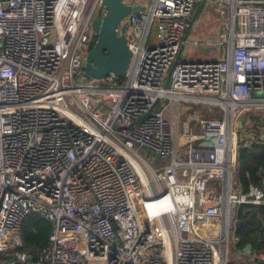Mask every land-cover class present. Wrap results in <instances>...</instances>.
Wrapping results in <instances>:
<instances>
[{
    "label": "built area",
    "instance_id": "1",
    "mask_svg": "<svg viewBox=\"0 0 264 264\" xmlns=\"http://www.w3.org/2000/svg\"><path fill=\"white\" fill-rule=\"evenodd\" d=\"M102 1L0 0V255L264 264L236 235L240 208L264 205V178L243 188L235 172L241 147L264 144L254 123L239 127L264 115V0H123L143 7L117 28L131 52L126 76L87 79ZM201 2L221 20L204 45L219 56L184 59L199 45L187 32ZM30 214L52 227L35 260L21 251Z\"/></svg>",
    "mask_w": 264,
    "mask_h": 264
},
{
    "label": "trees",
    "instance_id": "2",
    "mask_svg": "<svg viewBox=\"0 0 264 264\" xmlns=\"http://www.w3.org/2000/svg\"><path fill=\"white\" fill-rule=\"evenodd\" d=\"M248 121L255 129L264 123V115H250ZM253 128V129H254ZM236 178L246 188L249 184L262 187L264 178V144L253 143L241 147L237 158ZM241 223L236 229L239 238L237 249L244 251L251 245L252 251L264 254V205L242 206L238 213ZM52 227L48 221L38 215L30 214L22 222L20 236L23 242L22 252L35 260L39 251L48 245ZM0 264H10V257L0 255Z\"/></svg>",
    "mask_w": 264,
    "mask_h": 264
},
{
    "label": "water",
    "instance_id": "3",
    "mask_svg": "<svg viewBox=\"0 0 264 264\" xmlns=\"http://www.w3.org/2000/svg\"><path fill=\"white\" fill-rule=\"evenodd\" d=\"M101 6L105 13L101 18L92 21L91 29L95 41L86 54L84 65V76L87 79L101 80L112 75L116 79H124L130 61L131 52L127 46L125 37V26H122L119 33L117 28L120 22L129 14H137L143 10L141 6H129L123 0H103ZM204 2L199 3L190 19L192 25L203 11ZM169 80L166 79L165 87ZM255 95L252 94V97ZM239 127H243L239 120ZM240 225L236 224V229ZM252 250L247 245L244 252L248 254Z\"/></svg>",
    "mask_w": 264,
    "mask_h": 264
},
{
    "label": "rangeland",
    "instance_id": "4",
    "mask_svg": "<svg viewBox=\"0 0 264 264\" xmlns=\"http://www.w3.org/2000/svg\"><path fill=\"white\" fill-rule=\"evenodd\" d=\"M205 19H198L194 22L193 26H192V32L191 34L188 36V41L189 42H193L196 41L199 43V45H197V47L193 46V45H186L184 47V53L182 54V58H186V54L189 60H207L209 58L214 59L217 58L219 56V54H217L218 50L212 48L213 50H209L206 47H204L201 42H205L208 40H211L210 38L212 37V39H214L216 37V35L212 32V35L210 33V29L212 27H214L216 25V27L218 26V29L220 27V18L218 16V14L214 13L212 7L207 6L204 9V12L202 13ZM197 28L198 32L197 33H193L194 29ZM219 53V52H218ZM248 113L243 115L240 118V121L242 122V125L244 127L250 126L251 128H254V124L252 122H249L248 120ZM260 132L264 133V127L260 126ZM254 131V129L252 130ZM257 137H259L258 134H256ZM261 138V137H260ZM148 161L153 160V156L148 155ZM155 167V165H154ZM238 167V166H237ZM237 167L235 172L237 171ZM238 225H240L241 223L238 221L237 222ZM237 260L239 262H246L247 258L240 255L237 257Z\"/></svg>",
    "mask_w": 264,
    "mask_h": 264
},
{
    "label": "crops",
    "instance_id": "5",
    "mask_svg": "<svg viewBox=\"0 0 264 264\" xmlns=\"http://www.w3.org/2000/svg\"><path fill=\"white\" fill-rule=\"evenodd\" d=\"M204 12V9H203V11H202V13ZM201 13V15L199 16V17H197V19L196 20H198V19H205L204 17H201V16H203V14ZM195 20V21H196ZM194 21V22H195ZM194 24V23H193ZM193 24H192V26H193ZM192 26H191V28H190V30L187 32V39H188V36L191 34V32H192ZM198 32V29L197 28H195L194 29V31H193V33H197ZM212 32L216 35V37L214 38V39H212V37L210 38L211 40H208V41H205V42H201V44L204 46L205 44H208V43H215V42H217V40H218V36H217V32H218V26L216 27V25L214 26V27H212L211 29H210V33H211V35H212ZM191 45V44H190ZM195 47H197V46H195ZM205 47V46H204ZM207 49H209V48H207ZM210 50V49H209ZM211 50H213V49H211ZM186 57H187V54H186ZM188 58V57H187ZM209 59H211V58H209Z\"/></svg>",
    "mask_w": 264,
    "mask_h": 264
},
{
    "label": "flooded vegetation",
    "instance_id": "6",
    "mask_svg": "<svg viewBox=\"0 0 264 264\" xmlns=\"http://www.w3.org/2000/svg\"><path fill=\"white\" fill-rule=\"evenodd\" d=\"M94 41H95V38L93 37L92 41L90 42L89 47H91L93 45Z\"/></svg>",
    "mask_w": 264,
    "mask_h": 264
}]
</instances>
